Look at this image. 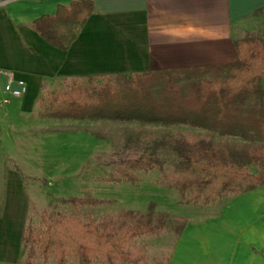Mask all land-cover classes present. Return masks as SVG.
Listing matches in <instances>:
<instances>
[{
    "label": "trees",
    "instance_id": "trees-1",
    "mask_svg": "<svg viewBox=\"0 0 264 264\" xmlns=\"http://www.w3.org/2000/svg\"><path fill=\"white\" fill-rule=\"evenodd\" d=\"M92 10L90 0H71L52 15L32 23L54 47L64 50ZM236 59L226 66L203 65L75 77L35 99L38 119L135 122L165 127L185 125L197 131H167L155 143L175 155L161 183L187 204H208L264 185V38L234 40ZM162 170L153 153L121 162L115 181L135 183L138 172ZM122 209L116 215L84 220L45 209L41 226L24 228L23 246L46 264H138L131 248L145 235L169 227L178 236L187 218L157 210ZM19 264H35L32 254Z\"/></svg>",
    "mask_w": 264,
    "mask_h": 264
},
{
    "label": "crops",
    "instance_id": "crops-1",
    "mask_svg": "<svg viewBox=\"0 0 264 264\" xmlns=\"http://www.w3.org/2000/svg\"><path fill=\"white\" fill-rule=\"evenodd\" d=\"M90 1L89 16L61 50L32 23L71 0H0V70L26 83L20 98L0 104V264L23 259L32 182L7 151L15 145L11 131L28 124L17 119L33 110L35 119L46 120L34 116L44 85L75 77L226 66L237 56L236 33L253 29L264 15V0ZM5 82L0 74V95ZM165 264H264V185L231 196L203 218L187 219Z\"/></svg>",
    "mask_w": 264,
    "mask_h": 264
},
{
    "label": "rangeland",
    "instance_id": "rangeland-1",
    "mask_svg": "<svg viewBox=\"0 0 264 264\" xmlns=\"http://www.w3.org/2000/svg\"><path fill=\"white\" fill-rule=\"evenodd\" d=\"M260 18L255 19L253 29L237 32V39L246 35L264 38V15ZM61 86L62 82L49 83L41 92ZM17 121L28 124L13 133L10 130L15 145L7 152L32 182L29 226H41L39 215L45 209L97 221L106 215H116L122 209L144 210L149 201L155 202L157 210L171 216L196 220L218 210L232 196L226 194L208 204H187L174 189L161 183L162 171L171 172L175 155L155 143L167 131L194 132L197 129L185 125L139 128L135 122L106 120H37L33 110ZM150 153L162 160V170L138 172L139 180L135 183L114 180L120 176L122 161ZM175 238L169 227L157 235L136 238L131 248L139 257L138 264H165ZM28 254L27 246L23 258ZM31 254L35 264H45L37 252Z\"/></svg>",
    "mask_w": 264,
    "mask_h": 264
},
{
    "label": "built area",
    "instance_id": "built-area-1",
    "mask_svg": "<svg viewBox=\"0 0 264 264\" xmlns=\"http://www.w3.org/2000/svg\"><path fill=\"white\" fill-rule=\"evenodd\" d=\"M0 74L5 75L6 82L2 86L0 104L9 103L12 98H20L26 92V83L22 79H16L13 72L0 70Z\"/></svg>",
    "mask_w": 264,
    "mask_h": 264
}]
</instances>
